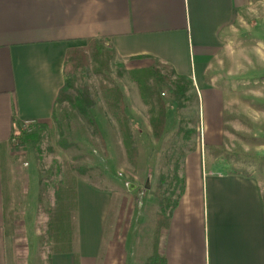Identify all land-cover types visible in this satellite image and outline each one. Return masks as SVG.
I'll use <instances>...</instances> for the list:
<instances>
[{
    "label": "crops",
    "instance_id": "0c3cea01",
    "mask_svg": "<svg viewBox=\"0 0 264 264\" xmlns=\"http://www.w3.org/2000/svg\"><path fill=\"white\" fill-rule=\"evenodd\" d=\"M259 4L264 0H0V264H26L7 230L4 153L16 124L54 121L68 55L94 41L106 43L134 70L161 63L189 78L200 97L199 131L206 121L215 123L209 144L218 147L228 101L236 99L232 85L249 77L227 71L234 47L242 50L252 36L254 27L244 20ZM199 142L185 159L186 190L161 254L168 264H264L262 184L253 174L218 170L216 159L205 172ZM77 195L86 234L80 232L79 253L86 264L98 259L113 195L81 181ZM120 254L112 264H125L126 248ZM52 264H76V258L56 254Z\"/></svg>",
    "mask_w": 264,
    "mask_h": 264
},
{
    "label": "rangeland",
    "instance_id": "374dc122",
    "mask_svg": "<svg viewBox=\"0 0 264 264\" xmlns=\"http://www.w3.org/2000/svg\"><path fill=\"white\" fill-rule=\"evenodd\" d=\"M248 16L244 22L254 27L252 36L243 40L246 43L242 50L234 47L233 65L227 72L249 77L239 78L238 83L232 85L236 99L228 101L224 133H219L223 135L222 145L218 147L209 144V134L215 123L206 121L203 134L202 127L199 131L200 97L193 84L188 85L190 81L178 80L168 67L158 63L153 68L134 70L124 61L110 56L106 43H100L104 57L100 62L95 60L92 51L88 54V66L71 75V78L75 76V83L67 90L66 102L58 106L56 121L37 130L39 142L18 147L11 140L5 150L7 230L16 242L19 260L24 256L26 264H52V256L56 254L50 247L68 251L75 258L77 254L80 258V232L86 237L77 195V185L81 181L113 195L98 259H87L86 264L106 261L112 264L119 260L122 247L126 248L125 264H146L156 238V188L162 177L166 184L175 186L176 155L180 151L185 157L191 155L190 148L195 146L196 149L198 145L199 132L203 135L199 143L203 148L204 142L205 172L211 170L212 161L216 159L218 170L252 172L264 189V5L259 4L254 12L248 11ZM220 71L224 73L223 69ZM157 75L165 78L164 85L158 83ZM176 85L188 88L178 103L180 108L172 105L173 93L178 89ZM106 86L113 92L117 89L123 93L128 111L136 119L139 146L136 165L126 158L119 125L104 100ZM159 93L171 104V127L163 140L156 142L151 120L158 114ZM88 94L95 102L89 117L75 105L79 96ZM212 112L215 121L216 112ZM93 118L96 121L91 122ZM34 127L22 125V130L31 134ZM179 127L194 130L196 135L192 133L184 139L182 134L175 140ZM212 138L216 139V132ZM184 158L180 161L179 177L186 165ZM60 183L64 186L60 194L63 200L58 204L55 186ZM49 210L56 224L53 239L48 234ZM110 243L116 245V256L112 255V246L109 252Z\"/></svg>",
    "mask_w": 264,
    "mask_h": 264
},
{
    "label": "trees",
    "instance_id": "16d2710c",
    "mask_svg": "<svg viewBox=\"0 0 264 264\" xmlns=\"http://www.w3.org/2000/svg\"><path fill=\"white\" fill-rule=\"evenodd\" d=\"M103 49L100 47V42H91L88 50H77V51H72L66 60V74L68 73V78L66 76V85L64 89L60 92L57 104L58 106L67 100V90H69V87H73L75 83V76L71 78V75L73 74L74 71L78 72L82 70V68H86L88 66L89 62V57L88 54L92 51L94 56H96L97 62H100L101 60L104 59L103 57ZM109 54V52H107ZM110 56L113 53L109 54ZM159 65L168 67L171 71L172 74L176 77H178V80H187L190 81L188 85L192 83V81L189 78L186 77H181L177 76L175 71L167 66L163 65L161 63H158ZM101 65H104V62L101 63ZM153 68V67H151ZM155 70V69H153ZM158 71V70H157ZM138 72V71H136ZM158 83L161 85L163 84V81L165 78L161 77L160 75H157ZM178 88L177 91L173 93V106L174 104H177L180 108V105L178 104L181 100V97L185 96L188 88L187 87H181L179 85H176ZM105 92L104 95V100L114 117V119L117 121L119 125V131L122 135L123 139V145L125 149V154L128 162L132 165H136L139 157V146L137 144V139H136V134H135V127L136 123L133 121L132 116L130 115L126 101L124 99V95L121 91L119 90H114L109 86H106V88L103 89ZM80 92V91H79ZM153 94V93H152ZM79 95V93H78ZM158 95V103L157 107L158 108V114L157 116H153L151 120V126H152V133L154 140L156 142H161L163 138L167 135V132L169 131V112L171 108V104L168 103L163 97L162 94H157ZM69 101V100H68ZM76 108H79L80 112L84 114L85 116L89 117L91 116V109H94L95 107V102L93 101V98L91 94H88L87 96H79L77 103L75 104ZM92 118V117H91ZM57 115L56 113L54 114V121H56ZM96 121L95 118L91 119V122ZM35 125L34 131L31 134H26L22 130V125L16 124V127L14 129L13 135H12V142L15 143V146L18 147H25L28 144H36L40 140V135L38 134L37 130L39 128L45 129L47 127L46 124H33ZM195 134L196 132L194 130H185L181 127H179L176 130L174 139H178L182 134L185 135L184 139L188 138L190 134ZM195 150V146L190 148V153H192ZM181 153V154H180ZM178 155H176V162L174 164L175 167V173L173 177V182L175 183V186L171 183L170 186L169 184H166V179L162 177L160 179V182L156 188L155 196H154V204L158 208V212L155 216L156 220V229L154 233V239L153 245H152V251L150 254V257L147 259L146 264H168L167 259L161 254V239L163 237V234L167 232V230L170 228L171 221L173 214L175 210L177 209L181 198L183 197L185 190H186V185H187V180L186 176L183 174L182 177H179L180 175L178 174L181 164L180 161L182 158L185 157V153L183 151H180ZM187 155V154H186ZM186 158V157H185ZM184 158V160H185ZM184 166V165H183ZM181 171H184L183 169ZM237 172H244L245 175H252V172H248L247 170H236ZM40 184H43V180L40 181ZM180 185V186H179ZM169 186V187H168ZM56 188V193H57V203L61 204L63 197L61 198L64 186L63 184H58L55 186ZM43 192V190L41 191ZM262 198L264 202V189L262 187ZM50 211V221L48 222V234L50 237L53 239L54 236L56 235V224L53 220V212ZM50 251L53 252V254H61V253H68V251H62V250H57L54 249L53 247H50ZM76 255V264H80V258L77 254Z\"/></svg>",
    "mask_w": 264,
    "mask_h": 264
},
{
    "label": "built area",
    "instance_id": "2783aa9c",
    "mask_svg": "<svg viewBox=\"0 0 264 264\" xmlns=\"http://www.w3.org/2000/svg\"><path fill=\"white\" fill-rule=\"evenodd\" d=\"M33 125V123H26V124H24V126H27V125ZM35 124V123H34Z\"/></svg>",
    "mask_w": 264,
    "mask_h": 264
}]
</instances>
